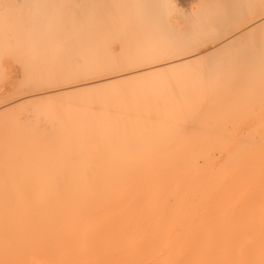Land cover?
I'll list each match as a JSON object with an SVG mask.
<instances>
[{
    "label": "bare ground",
    "instance_id": "6f19581e",
    "mask_svg": "<svg viewBox=\"0 0 264 264\" xmlns=\"http://www.w3.org/2000/svg\"><path fill=\"white\" fill-rule=\"evenodd\" d=\"M231 1V13L200 0L187 15L174 0H28V11L0 0V58L27 69L24 84L71 87L79 76L103 74H89L97 67L147 61L84 89L30 99L32 113L0 111V178L8 150L13 191L30 210L7 250L0 228V264L30 260L37 245L49 264H264V126L241 141L228 126L244 115L242 98L257 103L263 93L261 23L232 38V28L251 21L243 0ZM142 4L174 5L155 10L165 34L149 26ZM203 33L232 39L203 58H155L173 40ZM252 33L248 61L208 70L223 47L248 43ZM70 93L74 99L58 101ZM186 122H194L188 133Z\"/></svg>",
    "mask_w": 264,
    "mask_h": 264
},
{
    "label": "rangeland",
    "instance_id": "374dc122",
    "mask_svg": "<svg viewBox=\"0 0 264 264\" xmlns=\"http://www.w3.org/2000/svg\"><path fill=\"white\" fill-rule=\"evenodd\" d=\"M11 0H8V2H7V5H9V7H12V8H14V10H23V9H26L27 7H28V5L29 4H27L28 3V0L27 1H23V0H12L11 2H10ZM22 1H23V3H22ZM127 1V0H126ZM131 1H133V0H131ZM215 2H217V5L220 7V8H222V9H227L228 8V11L226 10V11H224V13H231V9L232 8H234L235 6H236V2H234V1H231V0H229V2L231 3L230 5H229V2H228V0H214ZM16 2H17V4H16ZM20 2V3H19ZM242 2H244L243 4L244 5H242L240 8H241V12H242V10H243V12L245 11H247L245 14H248V19H247V16H246V20L248 21V20H250L251 22H249L248 24H246V25H244V26H239V28L237 29V27L238 26H236V27H234V28H232V30H230V31H233L234 29L236 30H234V32L232 33V34H230V35H232V38H235V37H240V36H242L244 33H246L248 30H250L251 29V27L253 26V27H255V25H256V23H257V25H259L260 23H261V20H259L260 19V16H261V12H260V10H259V12L256 14V16L258 17L259 16V18L258 19H256V21H253V19H255V16H254V12L255 11H257L256 9H255V11L254 12H252V11H249V9L247 10V4L249 3V0H243ZM174 3H176L177 5H178V9L182 12V13H184V14H190L193 10H194V8H196V7H198L199 6V3H200V0H174ZM255 3L258 5L259 4V0H255ZM14 4H16V6L14 5ZM24 4V5H23ZM222 4V5H221ZM14 6V7H13ZM18 6V7H17ZM221 6H223V7H221ZM225 6V7H224ZM15 7H16V9H15ZM23 7V8H22ZM246 7V8H245ZM20 8V9H19ZM230 8V9H229ZM259 8V7H258ZM257 8V9H258ZM245 9V10H244ZM230 10V11H229ZM0 11H2V12H0V13H3V11L4 10H0ZM26 11H28V9H26ZM249 11V12H248ZM251 15H253V16H251ZM173 17H175V16H173ZM256 17V18H257ZM259 22V23H258ZM251 23H252V25H251ZM186 24L184 23V22H180L179 24H178V27H179V32L180 33H182V31L184 32L185 30H186V28H187V26H185ZM249 27H248V26ZM246 26V27H245ZM252 27V28H253ZM185 29V30H184ZM238 36H237V35ZM230 35H227V36H224V37H221V39L219 40V41H210L209 43H207V44H204L203 46H200V47H194V49L192 48V47H186L185 48V52L186 53H180V54H178V55H174L172 58H168V59H166V57H164V58H162L161 59V63L160 64H167L168 62H171V61H179V60H193V59H196V58H203V57H206V56H208L209 54H211V52L212 51H217V50H214V48L216 49H220L224 44H226L228 41H230L232 38H230L231 36ZM236 35V36H235ZM240 35V36H239ZM196 36V35H195ZM234 36V37H233ZM228 38V39H227ZM226 39V40H225ZM225 41V43L224 44H221V43H223V42ZM227 41V42H226ZM13 43H11V45H12ZM112 44V43H111ZM114 44H117L116 42H114L111 46L114 48V49H116L117 51L116 52H118L119 50V44H117V45H114ZM220 44H221V46H220ZM219 47V48H218ZM197 49V50H196ZM199 49V50H198ZM197 51H198V53H197ZM116 52H115V54H116ZM209 52V53H208ZM190 53V54H189ZM213 53V52H212ZM119 54V53H118ZM203 54H208V55H203ZM117 55V54H116ZM196 55H197V57H196ZM7 56V55H6ZM188 56H191V57H188ZM193 56H195V57H193ZM8 58H6L5 59V56H3V57H1L0 58V61H5V60H7L5 63H7V64H5L4 65V62H2L1 64H3L2 65V69L3 68H5V69H7L8 70V73H9V79L7 80V82H5L4 80H2V79H0V111H6V110H9V112L10 113H13V114H21L22 116H23V114H25V113H27V112H29V113H32L33 112V109H34V103H36V100H38V99H42V98H44L45 99V97L47 98L48 96H46L45 94H49V97H52V96H50V92H52V94H57V91L59 92H61L62 91V93H63V90H66V88L67 89H71V88H75V86L77 87V88H80V86H81V88H83L84 89V85L85 86H87V85H89L90 83L91 84H93V80H94V83H95V81H97V82H99V81H103L104 80V78H105V76L107 77V75H108V77H113L115 74L114 73H116V72H112V73H103V74H99V75H92V77H91V75H84V77L87 79V83L86 82H84V79L85 78H83V76H79L76 80H73V81H71L72 82V84L70 85L71 87H69V86H63V84H58L59 85V87L58 88H56V89H47V86H42V85H36L37 87H34V86H32V85H34V84H24V80L26 79H24V77H26V74L24 73V72H22L23 71V68H22V65L20 66L19 64L20 63H18L19 61L18 60H16V58L14 57V56H7ZM9 57H13V58H15V60L16 61H14V59H12V58H9ZM189 59H188V58ZM18 61V62H17ZM76 62H77V60H76ZM18 63V64H17ZM189 63V62H188ZM194 63H196V62H193V64ZM199 63L200 64H202L201 62H197V65H199ZM205 63V62H204ZM145 64V63H144ZM189 65H192V63H190ZM195 66H196V64H194ZM202 65H204V64H202ZM4 70V69H3ZM142 70H144L143 68H142ZM126 74H128V73H130V72H125ZM105 74V75H104ZM114 74V75H113ZM89 76V77H88ZM94 76V77H93ZM102 76L104 77V78H102ZM101 77V78H100ZM83 78V79H82ZM96 79V80H95ZM88 80L90 81V80H92V82L90 81V82H88ZM99 80V81H98ZM106 80V79H105ZM26 81V80H25ZM76 81V82H75ZM86 83V84H85ZM84 84V85H83ZM124 84H126V83H124ZM123 84V85H124ZM57 85V86H58ZM75 85V86H74ZM122 85V86H123ZM41 88H40V87ZM66 87V88H65ZM41 90H40V89ZM60 88V89H59ZM73 88V89H74ZM107 88H108V86H107ZM109 88H110V86H109ZM108 88V89H109ZM62 89V90H61ZM105 89H106V87H105ZM53 90L55 91V93H53ZM57 90V91H56ZM107 90V89H106ZM44 92V93H43ZM261 92V91H260ZM262 92L264 93V89L262 90ZM69 93V92H68ZM256 93H257V91H256ZM262 93V95H261V93L259 94V95H261V97H259V95L257 96V98L255 99L256 101H257V103H255L254 101H249V98H247V97H244V98H242L241 100H238L237 101V105H238V107H237V109L238 108H241L240 106H241V104H240V101L241 102H243L244 101V104H245V106H250L249 108H248V110L247 111H249V112H253L251 115H247L248 114V112L246 111V109L244 110V112L246 111V113H244L242 110L245 108V106H244V108H243V103H242V108L241 109H239L240 111L238 112V114H240V113H242V114H244V115H242L243 117H246L245 119L244 118H242V116L240 115H238L239 116V118H238V120H237V118H236V122L238 123V124H240V125H238V124H235L236 122L234 121L232 124H231V126L228 124V126L229 127H233V129L234 128H236V129H238L239 130V133H241L242 135H238V136H236L235 138H234V140H239V141H241V140H244V139H246V137L244 136V135H246V133H248V132H250L251 130H254V129H256L257 127L256 126H258V124H259V126L261 125V127L262 126H264V123H262V122H264V117H263V114H264V100H263V97H264V94ZM51 94V95H52ZM42 97H41V96ZM63 95V94H62ZM66 95H69V96H61V100L60 99H58V101H61L62 102V98H64L63 99V101L64 102H66V100L67 101H69V100H71V99H74L73 97L75 96H73V94H66ZM71 95V96H70ZM256 95V94H255ZM73 96V97H72ZM40 97V98H39ZM67 97H69V98H67ZM253 98V97H252ZM262 98V99H261ZM32 100V103L33 104H30V103H27L28 102V100ZM251 99V98H250ZM258 99V100H257ZM259 99L261 100V101H259ZM252 100H254V99H252ZM22 103V105H23V107L21 106V103ZM254 102V103H253ZM261 102V103H260ZM17 103H19V104H17ZM30 104V105H29ZM258 104V105H257ZM260 104H262L263 106H261ZM12 105V106H11ZM14 105V106H13ZM15 105H17V106H15ZM24 105L26 106V109H25V107H24ZM31 105H32V107H31ZM19 106H20V108H19ZM6 107H8V108H6ZM11 107H12V109H13V111H12V109H11ZM6 110H5V109ZM16 108H18V110L16 109ZM2 109V110H1ZM254 109V110H253ZM21 110V111H20ZM26 110V111H25ZM253 110V111H252ZM18 111H20V112H18ZM24 111V112H23ZM242 111V112H241ZM263 113V114H262ZM252 115H253V117H252ZM237 116V117H238ZM243 119V120H242ZM240 120V121H239ZM188 121H190V120H188ZM192 121V120H191ZM241 121H244V122H241ZM241 122V123H240ZM252 122H253V125H252ZM256 122V123H255ZM259 122H261V123H259ZM186 124H189V123H184L183 125L184 126H182V127H187V129L188 130H186V128H184V130H186V132L188 133V132H190L191 130H192V128L194 127V122H191L189 125H186ZM233 124H235V125H238V126H235V125H233ZM263 124V125H262ZM241 125H242V127H241ZM253 127H252V126ZM188 126H189V128H188ZM239 126H240V129H239ZM228 127V128H229ZM238 127V128H237ZM230 129V128H229ZM246 129V130H245ZM232 130V129H231ZM242 131V132H241ZM246 131H248V132H246ZM244 133V134H243ZM260 133V132H259ZM259 133L258 134H256V137L258 136L259 137ZM245 137V138H244ZM257 137V138H258ZM236 140V141H237ZM238 141V142H239ZM242 144H245V142H241ZM219 154H215V158H216V160L217 161H221V160H223V156H219ZM218 157V158H217ZM220 159V160H219Z\"/></svg>",
    "mask_w": 264,
    "mask_h": 264
},
{
    "label": "snow or ice",
    "instance_id": "6c2138e0",
    "mask_svg": "<svg viewBox=\"0 0 264 264\" xmlns=\"http://www.w3.org/2000/svg\"><path fill=\"white\" fill-rule=\"evenodd\" d=\"M139 7L146 10V21L149 26L156 32L160 34H165L163 31V22L159 15L155 11L160 7H168L169 9L174 8V5L169 4L165 6L156 4H142ZM223 7V6H221ZM247 7L250 11L254 12L257 7H259L261 16V33L259 37V51H260V66H261V78L264 82V0H259V5L255 3V0H249ZM213 39L211 33H203L199 38L190 40L188 38L182 42H175L173 40L168 44L166 48L159 51L155 58L168 57L178 55L180 52L185 50L186 47H200L204 44L209 43ZM249 42L240 44H232L227 47H223L218 53V59L214 61L211 65L207 66L209 71H220L225 65L236 66L240 63L249 60V51L255 45L256 38L255 34L252 33L249 36ZM147 61L139 57H130L125 63L97 67L89 74H99V73H112V72H125L129 68H138L139 65ZM191 67V65H188ZM197 67L204 68V65H198ZM25 74L27 75V69H25ZM157 75H163L162 73H157ZM0 79L5 82L9 79V73L7 69L0 72ZM122 83H128L124 81ZM29 208L27 206L21 205V197L18 193L13 191V162L10 152L6 150L5 157L3 161V175L0 178V228L3 230L5 238V249H8L9 239L12 235L14 227H23L29 217ZM15 264H49L48 261L44 259L43 249L40 246H35L31 250V259L27 261H17Z\"/></svg>",
    "mask_w": 264,
    "mask_h": 264
}]
</instances>
